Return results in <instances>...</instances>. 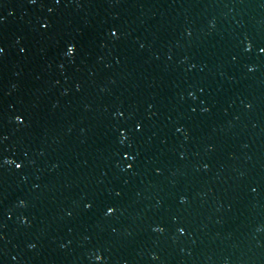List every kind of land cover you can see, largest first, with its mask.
Segmentation results:
<instances>
[{
	"label": "water",
	"instance_id": "1",
	"mask_svg": "<svg viewBox=\"0 0 264 264\" xmlns=\"http://www.w3.org/2000/svg\"><path fill=\"white\" fill-rule=\"evenodd\" d=\"M0 16V264H264V0H0Z\"/></svg>",
	"mask_w": 264,
	"mask_h": 264
},
{
	"label": "snow or ice",
	"instance_id": "2",
	"mask_svg": "<svg viewBox=\"0 0 264 264\" xmlns=\"http://www.w3.org/2000/svg\"><path fill=\"white\" fill-rule=\"evenodd\" d=\"M28 2L34 4V3L37 2V0H28ZM54 3L59 4L60 3V0H54ZM48 11L51 12L52 9L49 8ZM3 20H4V17L3 16H0V22H2ZM40 26H41V28H45L46 29L49 25H48V22L45 20V21H42L41 22ZM110 35H112L113 37H117L118 36V30L117 29H112L110 31ZM251 47H252V45L249 42L245 46V51H250ZM75 48H76V45L74 43H72V42H69L67 44V46H66V49H65L66 54L67 55H72L75 52ZM258 50H259L260 53H264V46H259ZM4 51H5L4 48L3 47H0V55H3ZM20 51L23 52L24 49L21 48ZM233 59H235V57H233ZM248 70L249 71H252L253 70V66H249L248 67ZM189 95H191V93H189ZM246 107H250V105H246ZM194 110L195 109H193V111ZM121 115H123V113H121ZM15 120L17 122L22 123L23 122L22 115H19V114L16 115L15 116ZM142 127H143L142 123L139 122V121H137L133 125V130L138 132V131H140L142 129ZM180 130H181L180 128H177L176 129V131H178V132ZM126 132H127V130L124 129V128L119 129V134H120V136H119V142L121 144H123L125 142V140L127 139ZM131 148H132V143H129L128 144V148L125 149L122 153H120V155L122 157V160H123L124 167L126 169H128V170H132L134 168V166L136 164L137 155H138L137 153H133L132 151H130L129 149H131ZM3 162L4 163H13L12 161H8V160H4ZM15 167H16V169H20L22 167V164L21 163H16L15 164ZM205 167H207V165H205ZM159 171H160V169L157 168L156 169V172L159 173ZM251 191L255 192L256 189L255 188H252ZM116 195L119 196L120 193L119 192H116ZM183 199H184V197L182 196L181 197V200L183 201ZM20 203L23 204L24 201L21 200ZM82 206H83V209L86 210V211L87 210H91L92 207H93V202L90 201V200H86V201H84V203H83ZM116 211H117V207L114 204H105L103 206V215L106 216V217L113 215ZM71 214L72 213L69 212V215H71ZM153 230L154 231H161L162 232L163 231V228L160 227L159 225H157ZM113 231H115V229H113ZM176 231L178 233H180V234H184L185 231H186V229L183 226H178L177 229H176ZM28 247L29 248H32V247H34V245L33 244H29ZM13 259H15V257H13ZM102 259H103V257L101 255H96L95 256V260L96 261H101ZM125 264H126V262H125Z\"/></svg>",
	"mask_w": 264,
	"mask_h": 264
}]
</instances>
